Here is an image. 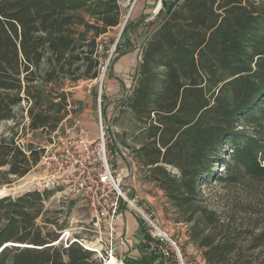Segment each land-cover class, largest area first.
<instances>
[{"label": "trees", "instance_id": "16d2710c", "mask_svg": "<svg viewBox=\"0 0 264 264\" xmlns=\"http://www.w3.org/2000/svg\"><path fill=\"white\" fill-rule=\"evenodd\" d=\"M158 16L119 102L133 121L134 157L205 264H255L246 252L264 249V226L243 248L202 187L264 182V0L164 1ZM121 23L116 0H0V123L26 104L30 132H56L73 104L64 83L99 78L103 38ZM18 141L13 129L0 135V187L39 162ZM56 192L0 197V264H101L60 240L63 212L46 208ZM139 247L141 258L124 264H154Z\"/></svg>", "mask_w": 264, "mask_h": 264}, {"label": "rangeland", "instance_id": "374dc122", "mask_svg": "<svg viewBox=\"0 0 264 264\" xmlns=\"http://www.w3.org/2000/svg\"><path fill=\"white\" fill-rule=\"evenodd\" d=\"M161 1L163 3L165 0ZM154 9L155 6L152 8V12ZM133 14L124 26L121 23L117 29L103 38L102 50L105 55L101 60L99 78L95 81H79L77 83L66 81L64 83L62 90L71 94L70 101L73 104L68 108L71 114L62 122L56 132L51 134L41 131L30 132L26 116V104H21L16 108L15 121L0 123V135L9 136L10 130L13 129V133L19 139L20 146L23 148L32 146L39 151L40 157L37 165L25 177L12 179L11 184L0 187V197L11 196L14 198L35 190L36 181L46 176L42 157L46 152H53L57 148L59 139L85 134L96 145L100 139V121L104 133L105 157L114 181H119L122 191L128 197H134L136 193H133L131 186L133 183L137 184L139 179H145L147 169L139 165L133 154L134 145L131 139L133 121L128 114H122L123 109L119 107V102L130 93L137 70L136 64L128 63L129 58L120 57L124 52H128L126 41L121 39H123V29L125 26H130ZM158 14L159 12H156L149 16L146 23L141 20L138 23H132L131 26L134 27L142 23L141 25L148 28L146 32L150 34L161 20V16ZM133 27L130 28L131 31ZM136 37L137 41H140L141 37L139 35ZM111 39H113V43H109ZM117 39L122 44V49L111 52V47ZM112 62L114 63L112 64ZM137 62L139 63V60ZM168 170L176 173L172 168H168ZM217 171L224 173L220 167ZM57 190L58 192L46 203V208L51 211L62 210L63 212L58 217L60 221L65 220L67 228L62 233L60 240L63 243H68L78 239L83 244L99 247L104 255V244L107 245L106 237L104 231H102L101 236L95 230L86 201L80 197L65 195L62 193V189ZM202 190L206 204L222 217L230 220L232 232L239 236L240 245L243 248L247 247L251 243L252 237L258 235L264 226V182L249 178H244L240 183L212 181L207 186L202 187ZM139 191L156 197V191L151 185L145 188L141 187ZM137 194L139 195L138 192ZM138 201L140 204L148 206L163 221V217L158 213L161 210L159 200L156 201V205H151L140 199ZM68 207L71 209L68 217L65 218L64 213ZM122 210L129 209L124 206L121 208ZM129 211L137 217L133 211ZM137 219L140 221L138 217ZM140 224L144 230L141 222ZM173 229L176 232H181L182 227H174ZM182 231L187 233V228ZM143 232L146 234L145 230ZM119 236L125 242L126 248L118 244L115 247L114 255L118 261L122 259L124 264V260H131L128 255L130 251L128 252L129 248L125 235L120 234ZM139 244L141 246V243ZM182 254L185 264H205L201 251L189 242L188 237L182 246ZM246 254H249L255 264H264V249L253 253L246 252ZM154 263L158 264L155 260Z\"/></svg>", "mask_w": 264, "mask_h": 264}, {"label": "built area", "instance_id": "2783aa9c", "mask_svg": "<svg viewBox=\"0 0 264 264\" xmlns=\"http://www.w3.org/2000/svg\"><path fill=\"white\" fill-rule=\"evenodd\" d=\"M138 1L116 0L122 12L123 26L131 17ZM116 43L111 47V52L115 50ZM99 125L100 139L96 145L85 134H79L59 139L57 148L43 155L42 164L45 166L46 176L36 181L35 190L62 189L63 194L86 201L95 230L101 236L104 231L107 241V245L104 244L105 254L97 246L73 241L94 253L101 264H109L112 257L115 258L114 250L118 244L126 248L125 242L117 233L116 225L124 206L137 215L144 227L147 237L140 243L145 254L154 257L158 264H185L182 246L187 240V233L182 230L187 227L183 224L164 223L148 206L140 204L138 198H130L122 191L119 181H114L108 167L101 121ZM174 227H182L181 232H176ZM115 260L123 264L122 259Z\"/></svg>", "mask_w": 264, "mask_h": 264}, {"label": "crops", "instance_id": "0c3cea01", "mask_svg": "<svg viewBox=\"0 0 264 264\" xmlns=\"http://www.w3.org/2000/svg\"><path fill=\"white\" fill-rule=\"evenodd\" d=\"M168 1L166 2L167 4L173 0H165ZM162 1L160 0H139L134 11H133V18L131 19L130 26H127V30L125 35L123 36L122 41H126L127 46H128V52L124 54H121V58H129V64L134 63L139 65L140 59H141V53L144 44L150 37V34L146 32L148 30L147 27L141 25L136 26H131L132 23H138L141 20H143L144 23L148 22V17L151 16L152 14L154 15L156 12H160ZM155 6L154 11L152 12V8ZM161 8V9H160ZM160 9V10H159ZM132 16V15H131ZM133 27L132 31L130 28ZM118 28V27H117ZM115 28V29H117ZM156 28V26H155ZM154 28V29H155ZM113 29V30H115ZM153 29V30H154ZM138 33V34H137ZM137 35L141 37L140 41H137ZM117 41V40H116ZM115 41V42H116ZM119 39H118V41ZM121 44V43H120ZM125 48V47H124ZM120 49H122V44L120 46ZM139 60V63L137 62ZM138 63V64H137ZM136 67V68H137ZM137 71V70H136ZM151 185L154 187V190L156 191V197H153V195L141 193L139 189L145 188L146 186ZM133 189V193L135 192L136 194L134 197L140 199L143 202L149 203L151 205H156V201L159 200V204L161 205V210L158 211L159 215H161L163 218L164 223L169 224V225H175L174 223L171 222L170 220V213H169V206L166 202V199L163 195V192L160 191L153 183L147 181L146 179H139V182L137 184L133 183L131 186ZM139 193V195L137 194ZM117 232L118 234H124L127 244H128V252H129V257L132 261L138 260L142 256V251L139 247L140 241L143 240V230L141 228L140 221L137 219V217L132 214L129 210H120L119 216L117 218ZM127 252V253H128ZM155 264V263H154Z\"/></svg>", "mask_w": 264, "mask_h": 264}, {"label": "bare ground", "instance_id": "6f19581e", "mask_svg": "<svg viewBox=\"0 0 264 264\" xmlns=\"http://www.w3.org/2000/svg\"><path fill=\"white\" fill-rule=\"evenodd\" d=\"M5 190V189H4ZM1 192V191H0ZM109 264H121V263H117V261L115 260L114 257H112V259L110 260Z\"/></svg>", "mask_w": 264, "mask_h": 264}]
</instances>
